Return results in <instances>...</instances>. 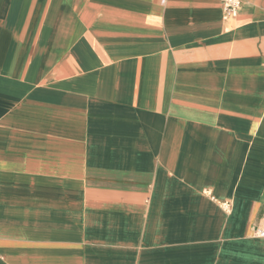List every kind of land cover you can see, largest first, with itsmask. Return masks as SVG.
Wrapping results in <instances>:
<instances>
[{
	"label": "crops",
	"instance_id": "crops-1",
	"mask_svg": "<svg viewBox=\"0 0 264 264\" xmlns=\"http://www.w3.org/2000/svg\"><path fill=\"white\" fill-rule=\"evenodd\" d=\"M242 1L0 0V264H264Z\"/></svg>",
	"mask_w": 264,
	"mask_h": 264
},
{
	"label": "built area",
	"instance_id": "built-area-1",
	"mask_svg": "<svg viewBox=\"0 0 264 264\" xmlns=\"http://www.w3.org/2000/svg\"><path fill=\"white\" fill-rule=\"evenodd\" d=\"M223 9V19L228 21L238 15L242 6V0H220ZM223 206L226 210L231 209L230 201H223ZM253 235L256 237L264 238V224L259 225L253 229Z\"/></svg>",
	"mask_w": 264,
	"mask_h": 264
}]
</instances>
